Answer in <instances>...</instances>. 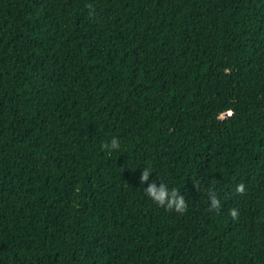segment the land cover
Masks as SVG:
<instances>
[{
	"label": "trees",
	"instance_id": "16d2710c",
	"mask_svg": "<svg viewBox=\"0 0 264 264\" xmlns=\"http://www.w3.org/2000/svg\"><path fill=\"white\" fill-rule=\"evenodd\" d=\"M0 264H264V0H0Z\"/></svg>",
	"mask_w": 264,
	"mask_h": 264
},
{
	"label": "clouds",
	"instance_id": "9594fccd",
	"mask_svg": "<svg viewBox=\"0 0 264 264\" xmlns=\"http://www.w3.org/2000/svg\"><path fill=\"white\" fill-rule=\"evenodd\" d=\"M104 147H109L108 144H105ZM111 148H117V140L115 137L111 140ZM150 174L149 169H144L141 173L140 180L142 182L148 181ZM145 191L149 197L154 199L159 204H166L168 207L175 206L177 209H183L185 205V200L183 195L177 194L175 190L169 192L167 187L164 184H160L159 187L155 183H148ZM213 205L217 203L216 199L213 198Z\"/></svg>",
	"mask_w": 264,
	"mask_h": 264
}]
</instances>
